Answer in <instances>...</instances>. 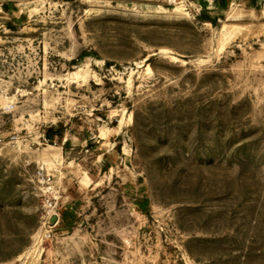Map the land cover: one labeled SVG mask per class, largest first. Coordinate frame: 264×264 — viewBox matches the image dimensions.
I'll use <instances>...</instances> for the list:
<instances>
[{"label":"rangeland","instance_id":"obj_1","mask_svg":"<svg viewBox=\"0 0 264 264\" xmlns=\"http://www.w3.org/2000/svg\"><path fill=\"white\" fill-rule=\"evenodd\" d=\"M0 264H264V0H0Z\"/></svg>","mask_w":264,"mask_h":264}]
</instances>
